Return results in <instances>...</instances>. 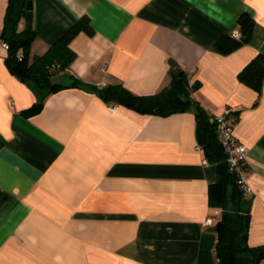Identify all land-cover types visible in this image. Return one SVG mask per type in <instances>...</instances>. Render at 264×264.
I'll return each mask as SVG.
<instances>
[{"label": "crops", "instance_id": "1", "mask_svg": "<svg viewBox=\"0 0 264 264\" xmlns=\"http://www.w3.org/2000/svg\"><path fill=\"white\" fill-rule=\"evenodd\" d=\"M6 7L0 0V32ZM242 11L255 20L251 40L217 52ZM82 15L93 34L71 40L76 56L56 91L13 75L0 38V264H218L221 209L209 204L217 174L198 147L194 113L110 110L91 87L155 93L172 62L200 81L192 96L210 114L230 107L236 116L248 241L264 246V85L258 93L238 77L264 53V0H34L30 60ZM72 76L83 84L71 86Z\"/></svg>", "mask_w": 264, "mask_h": 264}, {"label": "trees", "instance_id": "2", "mask_svg": "<svg viewBox=\"0 0 264 264\" xmlns=\"http://www.w3.org/2000/svg\"><path fill=\"white\" fill-rule=\"evenodd\" d=\"M34 0H7L0 32L2 42L8 45L5 57L9 71L26 84H33L49 91L64 85H51L50 78L62 74L74 60L76 53L70 47L71 40L80 32L93 34L90 17L82 15L72 23L48 49L30 60V48L35 39L31 24ZM22 19L27 20L19 28ZM255 20L248 11L237 17L238 38L221 34L213 44L214 50L226 54L248 43L253 35ZM170 81L158 92L135 94L121 83L103 87L92 85V89L105 103L124 104L142 113L167 115L174 112L192 111L195 116L196 140L207 161L216 168L217 180L209 186V204L221 209L214 224L216 242L214 252L218 264H260L264 259V246L251 245L248 241L250 227L249 200L238 181L236 172L230 170L227 154L219 140L217 121L202 104L192 96L200 87V81H189L188 72L174 62L170 66ZM239 80L261 92L264 85V53H258L238 74ZM71 86L83 82L72 76ZM41 108L35 103L24 113L30 114ZM232 115L235 117L234 113ZM246 167V164H243ZM247 168V167H246Z\"/></svg>", "mask_w": 264, "mask_h": 264}, {"label": "built area", "instance_id": "3", "mask_svg": "<svg viewBox=\"0 0 264 264\" xmlns=\"http://www.w3.org/2000/svg\"><path fill=\"white\" fill-rule=\"evenodd\" d=\"M233 36L238 38L240 36V32H234ZM2 45L5 48L8 47V45L4 42ZM108 104L110 110H114L116 108L115 103L110 102ZM215 117L217 121L218 137L227 154L230 170L237 173L240 186L246 194H249L250 188L246 181L248 172L247 168L243 166L245 163L246 146L240 143L233 135L232 130L235 117L232 115V109L230 107H226L221 113L215 114ZM198 147L200 146L198 145Z\"/></svg>", "mask_w": 264, "mask_h": 264}, {"label": "water", "instance_id": "4", "mask_svg": "<svg viewBox=\"0 0 264 264\" xmlns=\"http://www.w3.org/2000/svg\"><path fill=\"white\" fill-rule=\"evenodd\" d=\"M61 82V76L60 74H56L50 78L51 85H57Z\"/></svg>", "mask_w": 264, "mask_h": 264}, {"label": "rangeland", "instance_id": "5", "mask_svg": "<svg viewBox=\"0 0 264 264\" xmlns=\"http://www.w3.org/2000/svg\"><path fill=\"white\" fill-rule=\"evenodd\" d=\"M65 79V78H64Z\"/></svg>", "mask_w": 264, "mask_h": 264}]
</instances>
